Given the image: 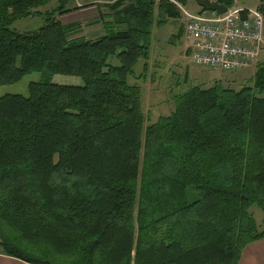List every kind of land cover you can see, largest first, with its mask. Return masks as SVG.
Wrapping results in <instances>:
<instances>
[{"label":"trees","instance_id":"trees-1","mask_svg":"<svg viewBox=\"0 0 264 264\" xmlns=\"http://www.w3.org/2000/svg\"><path fill=\"white\" fill-rule=\"evenodd\" d=\"M49 1L0 0V86L42 77L28 97H0V254L26 264H238L264 239L249 212L264 217V60L251 87L192 88L146 126L128 78L149 58L154 27L188 0L94 4V39L62 23L77 9L70 0L41 13ZM256 9L264 15V0ZM36 15V31L9 28ZM55 75L83 85L52 84Z\"/></svg>","mask_w":264,"mask_h":264},{"label":"rangeland","instance_id":"rangeland-1","mask_svg":"<svg viewBox=\"0 0 264 264\" xmlns=\"http://www.w3.org/2000/svg\"><path fill=\"white\" fill-rule=\"evenodd\" d=\"M60 0H51L38 10L41 13L56 9L60 5ZM197 0H188L184 6H178L181 13L176 20H168L162 28L154 27L152 31V41L149 58L140 59L134 66V74L128 78V85L138 86L142 95V110L146 117V126L155 123L159 117L168 116L175 106L178 95L186 93L192 88L198 87L207 89L215 83L220 82L224 87L232 90H240L243 87H251V77L253 68L242 69L235 72H221L213 69L197 67L191 64L186 52L183 39V27L185 17L183 12L196 13L201 8ZM213 2L215 0H203ZM237 1V2H236ZM232 5L249 9H254L259 4V0H236ZM104 0H70L66 3V9L72 12L61 17L65 25L78 24L79 28L75 32L76 36H83L86 39H94L100 30L98 23H92V16L97 14L95 5H102ZM231 5V6H232ZM44 18L42 16H30L17 19L9 28L19 32H33L42 27ZM264 60V51L260 54L258 61ZM108 63L116 65L114 57L108 59ZM146 64L147 69L143 66ZM41 74L38 72L24 76L19 82L0 86V97L6 95L29 96V85L41 81ZM52 84L62 86L79 87L83 85L80 78L55 75ZM189 200L195 199L192 191L189 190ZM249 212L252 214L259 230L264 229V217L257 207H252Z\"/></svg>","mask_w":264,"mask_h":264},{"label":"built area","instance_id":"built-area-1","mask_svg":"<svg viewBox=\"0 0 264 264\" xmlns=\"http://www.w3.org/2000/svg\"><path fill=\"white\" fill-rule=\"evenodd\" d=\"M183 12V39L191 64L221 72L253 68L264 51V15L256 8ZM256 67V66H255Z\"/></svg>","mask_w":264,"mask_h":264},{"label":"crops","instance_id":"crops-1","mask_svg":"<svg viewBox=\"0 0 264 264\" xmlns=\"http://www.w3.org/2000/svg\"><path fill=\"white\" fill-rule=\"evenodd\" d=\"M91 20L93 24L98 23V14H94ZM98 24L101 27L100 23ZM101 34L102 31L100 28L97 35H101ZM0 264H26V263H23L14 258H10L0 254ZM238 264H264V239L254 241L246 245L241 252Z\"/></svg>","mask_w":264,"mask_h":264},{"label":"water","instance_id":"water-1","mask_svg":"<svg viewBox=\"0 0 264 264\" xmlns=\"http://www.w3.org/2000/svg\"><path fill=\"white\" fill-rule=\"evenodd\" d=\"M196 2L200 8L209 12H215L217 15H222L226 12V7L220 4L203 0H197Z\"/></svg>","mask_w":264,"mask_h":264}]
</instances>
